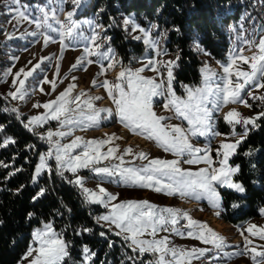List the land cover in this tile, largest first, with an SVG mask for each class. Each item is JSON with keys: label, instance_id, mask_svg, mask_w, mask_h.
<instances>
[{"label": "snow or ice", "instance_id": "6c2138e0", "mask_svg": "<svg viewBox=\"0 0 264 264\" xmlns=\"http://www.w3.org/2000/svg\"><path fill=\"white\" fill-rule=\"evenodd\" d=\"M16 7H10L9 11L14 14V19L18 22L28 20L35 23L37 29H43L40 35L43 36L44 45L49 42L55 43L56 40L50 32H55L59 36L61 45V53L68 47L69 43L80 38V24L73 19L75 10L69 11L66 14V22H61L56 18L55 9L49 12L47 7L38 8L40 16L30 19V14L26 11V6L20 5V0H11ZM74 5L79 6L82 0H72ZM50 20H55L59 25L54 27ZM91 23V22H88ZM124 25H132V30L137 29L143 33V36H136L135 39H143L144 43L153 49H156L157 56L164 53L158 46V41L151 38V30L141 28L135 24V21L129 18L124 20ZM97 28L102 26L96 25ZM155 27V25H153ZM31 35H37L32 32ZM9 39L13 36L9 35ZM89 44L84 47V52L72 68L75 69L81 65L82 61L87 60L88 64L93 63L88 57H102L110 61L108 68H114L120 61L116 60L111 48L107 51H102L104 41L99 32L93 31L90 37H85ZM245 44L254 47L257 51L251 56L243 54L244 49H240L237 54H230L228 63L222 65L223 75L221 77L223 84L214 83L217 74L207 65L201 69L203 73L202 85L199 87L184 86L186 98L179 97L175 94L172 88L174 80L173 68L176 66V60H155L149 59L140 68L135 70L121 65V70L117 74L115 82L103 81L102 86L115 105L112 108H97L94 101L102 99L100 96H89L81 91L78 95L72 96V90L76 87L70 84L63 92H61L55 100H51L42 105L45 112L39 115L30 117L25 127L30 131L46 124L50 119L58 121L60 130H49L46 134L41 135V139H46L50 145L47 154L40 157V163L36 167V175L38 176L44 169L49 168L47 160L54 157L57 162V168L60 174L63 175V170H69L76 173L78 169L89 168L97 173L107 177L118 176L120 181L128 186H136L140 188L152 189L156 192H162L166 195L179 194L181 197H194L200 199L206 196L209 203L214 208H219L220 197L216 191L215 185L227 186L239 192H243L244 188L238 183L232 181V175L238 171V168H232L228 165V159L236 151L237 146L248 133L247 126L251 124L253 127H258L256 120L264 116V112L259 113L255 117L243 118L236 109H231L224 115V120L233 126L232 135L235 136V125L243 124L245 131L235 142H221L220 148L217 149V156L222 155L219 160V167H214V162L211 156V150L208 147L200 148L194 146L190 142V136H218L220 133L213 131L212 128V113L218 111L224 104L229 103H245L241 97V92L246 87L255 86L264 88V36H261L259 42L255 40H244ZM199 50V46L197 45ZM62 58V57H61ZM48 58L42 57L40 63ZM179 59V56L176 58ZM238 62H243L249 66L248 71L235 70L234 67ZM37 63L33 69L20 71L15 73L13 85L19 84L15 91L9 92L8 95L13 99L23 100L26 92L24 83L27 77L40 67ZM166 71L167 77L157 80L155 77H146L142 75L145 70L153 71L157 76L161 75V70ZM105 71L101 66V73ZM11 72V69L4 74L5 77ZM59 65H57V73ZM23 74L24 79H19ZM75 79V77H73ZM44 82H49L45 78ZM52 83L53 91L55 83ZM93 85L96 81L93 80ZM43 91V88L40 89ZM251 94V93H250ZM156 96H166L164 108L173 111L175 116L183 118L187 121L189 127L187 130L179 125H166L162 123L164 116H158L153 111V98ZM83 97V99H82ZM256 98V97H254ZM264 100V96L258 97ZM212 107H209V105ZM34 107H41L36 104ZM246 106H250L247 105ZM8 111L9 109H4ZM12 112H18V109L12 108ZM106 114V115H102ZM113 114L118 117L119 123L124 128L133 132L136 135L144 136L146 139L154 140L156 144L165 152H172L176 156L187 154L190 158L185 161L188 164H201L202 167L197 171L185 170L179 167V160H161L159 158L148 160L147 154L143 151L134 153L131 147L125 148L122 154L117 155L119 146H109L107 151H101L105 145H112L113 141L119 137L112 134L106 139L85 140L83 137L76 136L70 143L62 144L60 139L72 135L73 128L81 126L91 128L99 126L102 120L110 119ZM67 128V131L62 130ZM0 131H3V125H0ZM14 144L15 140L11 137L5 138L0 147H6L8 144ZM81 149L76 154L75 150ZM250 155L251 153H247ZM125 156H132L133 159L148 160L147 164L135 167L125 166ZM110 158L119 161L118 164L97 167L101 161L109 160ZM6 167V165H5ZM11 175V174H10ZM35 181V177L33 178ZM80 185L86 199L89 203L103 204L110 208L108 214L97 218V222H108L109 227L115 226L119 231L116 235H123L125 241H129V247L134 252H138L140 256L146 253H151L154 261L149 264H191V259H199L205 252L210 251L208 248H192L186 250L170 246L168 236H163L157 239V233L160 231L172 232L180 236L185 234L188 237L198 239L204 244H210L216 249L225 247V239L211 229L207 223L193 219L187 211L181 209L159 206L150 203L147 200H125L118 203H112L117 200L118 194H112L101 186H98V191L83 187L81 178L77 177L74 181ZM44 189H41L33 199L42 196ZM264 214V209H261ZM217 216L219 211L215 213ZM31 216V213L29 214ZM181 219H186L187 224L184 225L185 231H181L177 225ZM252 236H259L264 239V227L250 224L246 229ZM90 231V229H84ZM104 235V233H101ZM151 238H145V236ZM243 235V232H241ZM33 241L38 246L29 245L27 251L21 258V264L27 261V264H63L66 257L69 256L68 244L64 240L62 234L57 233L51 223L44 224L43 228H37L32 233ZM252 244L251 240L245 238V253L250 251L251 259L254 264H260L264 261V251H257L256 247L248 248ZM242 253H225V255H236ZM95 256L86 246L83 248V260L85 264ZM259 258V259H258ZM131 259V258H130ZM135 264V262H134Z\"/></svg>", "mask_w": 264, "mask_h": 264}, {"label": "trees", "instance_id": "16d2710c", "mask_svg": "<svg viewBox=\"0 0 264 264\" xmlns=\"http://www.w3.org/2000/svg\"><path fill=\"white\" fill-rule=\"evenodd\" d=\"M21 1L31 4L43 0ZM262 7L264 0H86L75 16H91L98 25L104 26L106 44L124 65H134L145 49L142 39L128 34L124 19L131 17L142 26L155 23L166 34L165 48L175 58L179 56L173 68V81L179 87L199 82V69L206 59L225 62L232 47L233 31L236 32L233 28L238 27L243 15L247 17L259 9L264 11ZM11 45L23 44L12 41ZM6 46L0 34V72L9 63ZM12 108L15 107L11 101L0 93V125H3L0 143L8 137L15 140L14 144L0 147V264H16L21 259L31 242L33 228L43 220L51 221L68 244L69 256L63 264H85V246L95 253L88 264L154 261L150 253L140 256L129 247L130 242L123 235L118 236L109 226L97 222L103 208L87 201L73 182L71 172L65 169L60 174L53 157L47 162L49 168L33 181L35 166L48 145L37 129L30 131L25 127L26 116L12 112ZM260 110L264 112V107ZM256 124L258 127L247 126L246 138L230 159L238 165L234 180L241 183L244 191L219 187L220 217L231 222L264 215L261 213L264 209V116ZM235 129L245 131L242 125H236ZM219 130L228 132L231 125L221 118ZM41 189L44 194L34 200Z\"/></svg>", "mask_w": 264, "mask_h": 264}, {"label": "rangeland", "instance_id": "374dc122", "mask_svg": "<svg viewBox=\"0 0 264 264\" xmlns=\"http://www.w3.org/2000/svg\"><path fill=\"white\" fill-rule=\"evenodd\" d=\"M85 1L86 0H82V3ZM82 3L79 6H77L72 3V0H43L42 2H35L28 4L20 0V5L26 6V11L30 14V19L40 16V12L38 11V8L47 7L50 13L52 9H55L56 18L61 22H66V14L69 11L75 10V14H76L78 9H80ZM10 7H16V5H13L11 3V0H0V34L2 35L3 38H5V41L7 42L6 59H9V63L6 64L2 68V71L0 72V93H2L6 98H8L11 101L12 105L16 109H18L19 113L24 114L26 116L27 118L26 123H28L30 117L44 113L45 109L42 107V105L51 100H55L56 97L66 88H68L70 84H74L76 86L72 90L71 93L72 96L78 95L81 91L87 93L89 96H100L102 97V99L94 101L95 106L97 108L115 109V105L109 99L106 90L100 85L105 80L109 81L110 83L115 82L117 74L121 70V65L135 70L137 68H140L149 59L163 60V61L176 60L174 54L165 48L164 45L166 39L165 32L162 30H158L155 23L142 26L139 25L135 21V19H132L131 17H126L134 20L135 24L139 25L141 28H144L146 30L150 29L151 38L153 40L158 41V46L164 54L157 56L156 49L150 48L144 43L145 49L142 54V57L139 58V60H137L134 65L122 64L118 56L114 54L116 60L120 61V64H117L114 68L111 69L108 68V64L110 63V61L103 59L102 57L91 56L88 57V59H91L93 63L88 64L87 60H84L82 61L80 66L73 69L72 65L76 63L78 57H81L83 55L84 47L89 44V41L85 39V37H90L93 34V31H96L100 33V36L102 38L105 37L107 38V36L103 35L102 33V31L105 28L104 26H102L101 28H97L96 25L98 24L93 17L91 16L77 17L74 14L73 19L79 22L80 24L81 36L79 39L69 43L68 47L64 49L63 53H61V45L57 33L55 32L49 33L54 37L56 42L55 43L49 42L48 45L45 46L43 36L40 35V32L44 30L37 29L35 23H31L28 20H21L18 22L16 19L13 18L14 14L9 11ZM262 9H264V7H262ZM259 10H257L256 13L254 14L251 15L247 14L248 15L247 17L246 14L243 15V17L240 19V22L237 24L238 27L233 28V30L235 29L236 32L233 31L232 47L225 62L221 63L220 61L206 59L204 63L200 66L199 69L200 80L196 84L185 83V84H181L179 87H176L174 81L172 82V88L177 96L186 98L187 94L184 88L185 85L189 87H199L202 85L203 73L201 72V69L204 68L205 65H207L217 74L216 78L214 79V83L220 84L222 86L223 84V81L221 79L223 75L222 65L228 63L230 54H237L239 53L240 49H244L243 54L245 56H251L257 51L254 47H250L248 44H245L244 40L245 39L255 40L258 43L260 37L264 36V22H263L264 11L260 10V13L263 16L262 18V16L261 17L257 16L260 15ZM49 22L52 23L54 27L59 26L55 20H50ZM123 25H124V21H123ZM153 25H155V27H153ZM127 27H128L129 35L133 37L143 36V33H141L138 29L136 31H133L132 25H128ZM32 32H36L37 35L35 36L31 35ZM9 35H12L13 38L9 39L8 38ZM12 41H19L23 45L21 47L11 45ZM106 43H107V39L104 41L102 51H107V49L110 48ZM18 47L19 49L16 51ZM42 57L48 59L44 60L43 63H40ZM37 63H40V67L37 68L31 76L25 79V83H24V90L26 92L25 98L23 100H20V99H13L11 96H9L8 93L15 91L16 87L19 86L18 82L16 85H13V79L16 78L15 73L20 71V69L22 68L25 69V71H29L33 69V67ZM57 65H59L58 73H57ZM102 65L105 71L103 74H100ZM9 69H11V72L7 75V77H5L4 74L8 72ZM237 69L242 71H248L249 66L247 64H244L243 62H238L237 65L234 67V71ZM142 75L146 77H155L157 80H160L161 78L166 79L167 77V73L163 69L161 70L160 76H157L155 72L150 70H145V72L142 73ZM73 77H75V79H73ZM45 78L47 79V81L55 83L54 91H53L52 83L44 82ZM19 79H24L23 74H21V77ZM93 80L96 81L95 86L92 83ZM41 87L43 88V91L40 90ZM261 96H264V88H257L255 86L246 87L245 90L241 92V97L246 102V104L250 106H246L245 103H241V102L229 103L222 105L218 111L216 110L213 111L212 128L213 131L220 133V135L194 136V137L190 136V142L194 146L200 148L208 147L211 150L210 154L214 162L213 165L214 167H219V160L223 158L222 155L220 157L217 156V149L220 148L221 142H225V143L235 142V140L238 139L244 133L243 131L237 132V130L235 129L236 135L233 136L232 135L233 126L231 124H230L231 130L224 133L221 132L219 130V124L221 118L224 122H226L224 120V115L231 109H236L243 118L255 117L261 112L260 107H264V100L258 98ZM105 99L108 100V104L104 103ZM165 102H166V96H156L153 98V111H155L158 116H164L168 118L165 119L162 123L166 125H179L180 127L187 130L189 127L187 121L183 120V118H179L175 116L173 111L166 110L164 108ZM36 104L41 105V107H34L33 105ZM209 107H212V105L210 104ZM102 115H106V114H102ZM236 125H242L243 128H245L243 124H236ZM35 129L39 131L40 135H44L49 130L52 131L60 130V124L58 121L50 119L46 124H44L41 127H37ZM62 130L67 131V128ZM112 134H115V136L119 137V139L114 140L112 145H105L101 149V151L106 152L109 146L118 145L119 152L117 153V155L122 154L125 148L131 147L134 153H139L141 151L146 153L148 160L155 158H159L161 160H179L180 161L179 167L185 170L197 171L202 167H206V165H204L203 163L201 164L185 163V161L190 158L187 154L178 157L172 152H165L161 147H159L156 144L154 140H149L146 139L144 136L134 134L133 132L124 128V126L119 123V119L117 116H115V114H113V116L110 119L102 120L99 126H93L91 128H84L81 126H77L73 128L72 135L63 138L57 137L54 139H60V142L62 144H67L70 143L76 136L83 137L85 140H92V139H106L107 136H111ZM44 141L47 143L48 148L41 155L47 154L50 148V145L47 142V140L44 139ZM80 151L81 149H77L75 150V153L78 154ZM233 155L229 157L228 165L232 168H238L237 164H232L230 162V159L233 157ZM40 157L38 159V162L35 166L33 173V178L35 177V180L42 173L41 172L38 176L36 175V167L40 163ZM148 160L133 159L132 156H125V161H126L125 166L140 167L147 164ZM118 163H119L118 160L110 158L109 160L101 161L96 166L106 167ZM71 173L73 175L72 177L73 182L77 179V177H79L82 180L83 187L92 189L94 191H98V186H101L105 188L109 193L118 194L117 200L113 201L112 203H118L120 201H125V200H147L150 203L159 206L160 208L172 207V208L181 209L182 211H187L193 219L207 223V225L211 229H213L220 236L224 237L226 242L225 247L223 249H216L212 245L204 244L202 241L188 237L186 234L184 236H180L172 232H164V231H160L157 233V237H156L157 239L163 236H168L170 240V246H175L177 248H183L186 250H190L192 248L210 249V251L205 252L203 256H200L199 259H191V264H254L253 260L251 259L250 251L248 253H245L244 251L246 247L245 238L252 241V244L248 245L249 249H251L252 247H256L257 251H264V239H260L259 236H252L246 230L250 224L257 225L258 227H264V215L249 218L245 221L231 222L229 220H225L224 218L220 217V214L218 216L215 214L217 211H219L220 213L222 207L219 187L229 188L227 186L220 185L218 183L215 185L216 191L219 193V197H220V206L219 208H214L209 203V200L206 196H202L200 199H195L194 197H181L179 194L166 195L162 192H156L152 189L140 188L136 186H128L123 184L118 176L107 177L101 174H97L92 170L91 167L81 168L78 169L76 173L73 172ZM234 174L231 177L232 181L234 183H238L241 185L240 182L234 180ZM77 186L84 194L81 186L80 185ZM94 204H98L103 208V210L100 212L98 217L106 215L110 211V208L105 207L103 204H99V203H94ZM100 222L106 226H109L108 222H104V221H100ZM46 223H51V221L49 220L41 221L39 225H36L33 228L32 233L37 228L42 229L44 224ZM186 224H187V220L181 219L177 227H179L181 231H185L184 225ZM110 228L114 232L119 231V229H116L114 225H112ZM241 232H243V235H241ZM145 238L150 239L151 237L146 235ZM30 244L33 246H38L33 241V238H31ZM225 253H229V254L242 253V254L225 255ZM16 264H21V259ZM23 264H27V261H24ZM260 264H264V261H261Z\"/></svg>", "mask_w": 264, "mask_h": 264}, {"label": "bare ground", "instance_id": "6f19581e", "mask_svg": "<svg viewBox=\"0 0 264 264\" xmlns=\"http://www.w3.org/2000/svg\"><path fill=\"white\" fill-rule=\"evenodd\" d=\"M113 74H114V73H113ZM104 103H105V104H108V100H107V99H105V100H104Z\"/></svg>", "mask_w": 264, "mask_h": 264}]
</instances>
